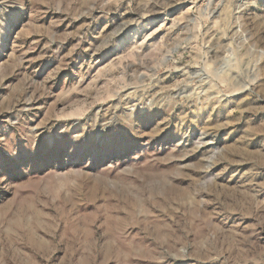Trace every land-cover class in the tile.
<instances>
[{"label": "rangeland", "instance_id": "rangeland-1", "mask_svg": "<svg viewBox=\"0 0 264 264\" xmlns=\"http://www.w3.org/2000/svg\"><path fill=\"white\" fill-rule=\"evenodd\" d=\"M0 264H264V0H0Z\"/></svg>", "mask_w": 264, "mask_h": 264}]
</instances>
